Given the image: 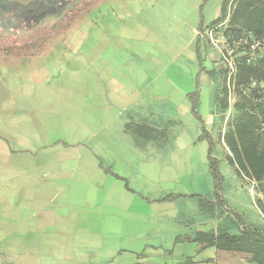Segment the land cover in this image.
I'll use <instances>...</instances> for the list:
<instances>
[{
  "label": "crops",
  "instance_id": "crops-1",
  "mask_svg": "<svg viewBox=\"0 0 264 264\" xmlns=\"http://www.w3.org/2000/svg\"><path fill=\"white\" fill-rule=\"evenodd\" d=\"M94 29L97 44L102 30ZM122 29L139 33L143 28ZM47 39L29 44L25 50L34 58L47 56L52 52ZM21 48L15 46L13 54L22 55ZM93 58V106H110L120 117L121 138L78 141L71 149L69 144H53L39 137L35 127L39 118H45L41 115L51 109L28 105L34 100L48 103L56 99L64 112L70 107L68 94L56 97L48 87L41 92L16 93L15 147L5 139L9 134L0 135V226L8 228V232L0 229V239L10 236L13 242H29L30 247L21 250L35 256L55 252L74 255L76 261L71 264H253L245 254L220 249L214 241L195 240L198 233L216 237L238 235L243 227L264 228V215L257 208V216L247 218L238 193L232 202L239 207L232 206L227 197L231 185L227 188L223 176L215 197L208 162L200 172L196 156L190 152L204 139L199 134L179 140L184 131L182 120L167 109L162 111L165 99L151 94L142 78L143 71L150 72L155 63L139 62L129 76L108 79L101 75L102 68L108 67L102 63L103 55L93 51ZM81 64L85 69L90 65L83 59ZM200 73L210 90L208 70ZM29 78L32 83H45L38 73ZM154 79L155 75L149 84ZM162 83L154 91L163 89ZM106 89L116 99L103 97ZM201 89L199 85L195 110L202 124L192 114L186 121L209 132L218 122V109L211 95L206 116L199 112ZM182 94L190 101L188 91L180 90ZM189 107L191 113V101ZM209 134L212 155L219 149L221 159L227 162V147L224 144L225 150H221ZM217 160L219 169L221 160ZM248 182L237 176L233 190L243 189L238 184L246 185L254 199H262L255 183Z\"/></svg>",
  "mask_w": 264,
  "mask_h": 264
},
{
  "label": "rangeland",
  "instance_id": "rangeland-1",
  "mask_svg": "<svg viewBox=\"0 0 264 264\" xmlns=\"http://www.w3.org/2000/svg\"><path fill=\"white\" fill-rule=\"evenodd\" d=\"M220 6L221 0H86L84 4L81 3L69 12L62 19L63 23H58L64 25V28H56L54 33L59 32L57 35L47 36L46 43H49L52 49L47 56H36L38 59H35L26 51V46L21 48L22 55L13 54L11 47L4 48L10 51L0 53V135L9 134L5 139L9 146L15 147L14 131L17 127L15 117L19 112L16 104L19 100L15 98V94L21 91L41 92L48 87L56 97L68 94L70 107L60 112L62 105L57 103L56 99L48 103L34 100V104L29 100L28 102L32 104L28 105L29 107L51 109L46 115H41L45 118H39V124L35 126L39 137H46L53 144L61 146L69 144L70 149L75 148L78 141L90 139L107 141L121 138L120 117L111 111L110 106L102 105V108L93 106L94 51L103 55L105 60H102V63L108 67L102 68L101 75L108 79L113 75L129 76L135 71L133 65L138 66L139 62L148 65L155 63L156 67L150 69V72L143 71L142 78L151 94L163 96L162 99H165L162 111L167 109L170 114L174 113L182 120L184 131L179 134V140L182 141L194 139L202 132L191 121L189 122L191 124L186 121L192 118L190 101L183 94L180 96L179 92L181 90L193 93L201 85L198 110L206 116L212 95V101L218 109V122H215L209 133L213 134L214 140L219 142L221 150L224 151L222 135L231 125L234 116L239 113L235 109V104L243 103L242 94L245 93L247 96L249 92L234 88L228 93L224 85L217 48L222 49L231 40V37L224 34L226 21H221L223 24L213 34L217 48L210 44L204 34V27L220 15ZM51 25L55 26L53 23ZM95 26L102 30L97 44ZM135 26H141L143 29L139 33H127L122 29ZM0 38L1 41H6L4 39L9 37ZM82 59L86 64H90L87 69L80 66ZM205 69L208 70L211 81L208 84L210 90L203 74L200 73ZM34 73L41 74L46 84L32 83L29 77ZM153 75L155 79L149 84ZM160 81H164L160 84L163 89L154 91ZM107 84L110 85V82ZM259 87V90L263 91L264 100V82L260 83ZM108 89L103 90L102 95L110 97L113 101L116 98L112 93H108ZM256 99L257 95L253 100ZM207 147V141L204 139L190 149L191 155L196 156L197 169L200 172L207 166ZM212 156L221 160L220 174L225 178L227 188L228 184L231 185L227 192L229 203L239 207L232 202V198L238 193L246 217L257 216L254 193L249 191L248 186L241 184L238 185L243 189L234 191L233 182L237 176L233 169L221 159L219 149ZM240 178L249 184L247 178L242 175ZM254 187L257 189L255 184ZM0 229L8 232V228L4 226H0ZM10 238L9 236L0 239V264H71L76 261L74 255L62 252L43 256L23 253L22 246L29 248L31 244L13 242ZM236 252L245 254L249 261L251 257L249 252ZM113 264L118 263L115 261Z\"/></svg>",
  "mask_w": 264,
  "mask_h": 264
},
{
  "label": "trees",
  "instance_id": "trees-1",
  "mask_svg": "<svg viewBox=\"0 0 264 264\" xmlns=\"http://www.w3.org/2000/svg\"><path fill=\"white\" fill-rule=\"evenodd\" d=\"M221 21H226L224 34L231 37V40L242 34L256 38L264 37V0H221L220 15L208 26ZM252 79L257 82V86H249ZM262 82H264V59L254 64L237 65L235 88L245 89L249 94L247 96L245 93L242 94L244 102L235 104V109L239 113L234 116L231 125L223 133L222 140L229 151L227 162L233 167L236 176L243 175L253 181L256 191L262 195V199L256 200V206L264 215V100H262L263 91L259 90V84ZM197 95L198 88L187 97L191 101L192 116L202 124L201 117L195 110L198 104ZM255 95H257L256 101L253 100ZM201 132L200 138L205 139L208 144L206 155L208 169L214 181L215 197H218L222 175L218 169V160L212 156L213 140L203 126ZM104 171L108 170L104 169ZM231 212L239 219L237 214ZM196 239L214 241L220 249L249 252L251 263L264 264L263 227H243L238 235L222 234L214 237L198 233Z\"/></svg>",
  "mask_w": 264,
  "mask_h": 264
},
{
  "label": "flooded vegetation",
  "instance_id": "flooded-vegetation-1",
  "mask_svg": "<svg viewBox=\"0 0 264 264\" xmlns=\"http://www.w3.org/2000/svg\"><path fill=\"white\" fill-rule=\"evenodd\" d=\"M86 0H0V53L15 46H30L43 41L62 19ZM55 24L51 25V24ZM64 28V27H63ZM3 48V49H1Z\"/></svg>",
  "mask_w": 264,
  "mask_h": 264
},
{
  "label": "built area",
  "instance_id": "built-area-1",
  "mask_svg": "<svg viewBox=\"0 0 264 264\" xmlns=\"http://www.w3.org/2000/svg\"><path fill=\"white\" fill-rule=\"evenodd\" d=\"M223 22L204 27V34L210 44L217 48L216 40L213 38L214 32ZM218 49V59L223 71V79L228 93L235 88L234 78L239 63L254 64L264 59V37H253L249 34H242L226 43L222 49ZM250 87L257 86V82L252 79ZM243 176V175H242ZM246 178L245 176H243ZM251 181V180H250Z\"/></svg>",
  "mask_w": 264,
  "mask_h": 264
}]
</instances>
